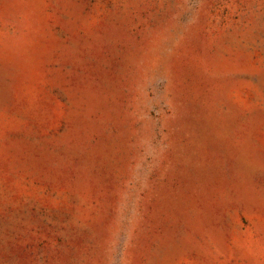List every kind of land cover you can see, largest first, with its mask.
<instances>
[{
  "label": "rangeland",
  "instance_id": "1",
  "mask_svg": "<svg viewBox=\"0 0 264 264\" xmlns=\"http://www.w3.org/2000/svg\"><path fill=\"white\" fill-rule=\"evenodd\" d=\"M0 264H264V0H0Z\"/></svg>",
  "mask_w": 264,
  "mask_h": 264
}]
</instances>
